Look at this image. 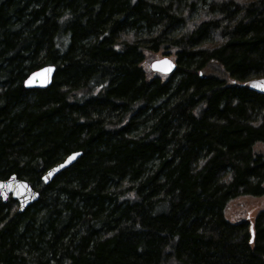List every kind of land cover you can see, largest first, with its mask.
<instances>
[{
  "label": "trees",
  "instance_id": "obj_1",
  "mask_svg": "<svg viewBox=\"0 0 264 264\" xmlns=\"http://www.w3.org/2000/svg\"><path fill=\"white\" fill-rule=\"evenodd\" d=\"M148 51L176 68L149 78ZM253 77L264 0H0V179L40 193L0 198V264H264V210L225 216L264 196Z\"/></svg>",
  "mask_w": 264,
  "mask_h": 264
},
{
  "label": "water",
  "instance_id": "obj_2",
  "mask_svg": "<svg viewBox=\"0 0 264 264\" xmlns=\"http://www.w3.org/2000/svg\"><path fill=\"white\" fill-rule=\"evenodd\" d=\"M169 61V63H157L158 61ZM155 65V66H154ZM176 68V62L165 57L152 62L151 69L162 74H170ZM56 67L46 65L32 71L24 80L26 88H47L51 85ZM264 81V77H253L248 82V87L264 95V87H258L256 82ZM81 152H74L68 155L63 161L46 170L43 174L44 184H49L63 169L71 166ZM40 193L34 189L29 182L18 178L15 174L6 179H0V198L7 203L10 198L18 204L19 211L23 212L28 206L36 202ZM253 240V238H252Z\"/></svg>",
  "mask_w": 264,
  "mask_h": 264
},
{
  "label": "rangeland",
  "instance_id": "obj_3",
  "mask_svg": "<svg viewBox=\"0 0 264 264\" xmlns=\"http://www.w3.org/2000/svg\"><path fill=\"white\" fill-rule=\"evenodd\" d=\"M165 57L175 61V56L173 54H165L162 51H148L145 53V59L142 63V66L149 78L155 75H165L155 72L151 69V64L153 61ZM261 210H264V196L241 195L232 199L228 203L225 208V216L228 220L233 222L242 219L253 220L257 213Z\"/></svg>",
  "mask_w": 264,
  "mask_h": 264
},
{
  "label": "snow or ice",
  "instance_id": "obj_4",
  "mask_svg": "<svg viewBox=\"0 0 264 264\" xmlns=\"http://www.w3.org/2000/svg\"><path fill=\"white\" fill-rule=\"evenodd\" d=\"M158 64L159 63H169V61L165 60V61H158L157 62ZM155 66V65H154ZM257 86L258 87H264V81H261V82H256Z\"/></svg>",
  "mask_w": 264,
  "mask_h": 264
},
{
  "label": "bare ground",
  "instance_id": "obj_5",
  "mask_svg": "<svg viewBox=\"0 0 264 264\" xmlns=\"http://www.w3.org/2000/svg\"><path fill=\"white\" fill-rule=\"evenodd\" d=\"M165 75H168V74H165Z\"/></svg>",
  "mask_w": 264,
  "mask_h": 264
}]
</instances>
